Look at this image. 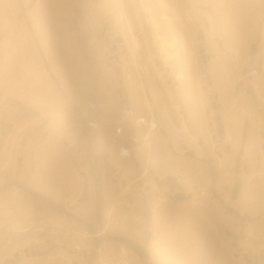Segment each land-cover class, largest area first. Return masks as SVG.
Wrapping results in <instances>:
<instances>
[{"label": "rangeland", "instance_id": "rangeland-1", "mask_svg": "<svg viewBox=\"0 0 264 264\" xmlns=\"http://www.w3.org/2000/svg\"><path fill=\"white\" fill-rule=\"evenodd\" d=\"M120 1L0 0V264H264V0Z\"/></svg>", "mask_w": 264, "mask_h": 264}, {"label": "bare ground", "instance_id": "bare-ground-1", "mask_svg": "<svg viewBox=\"0 0 264 264\" xmlns=\"http://www.w3.org/2000/svg\"><path fill=\"white\" fill-rule=\"evenodd\" d=\"M120 1V0H119ZM168 1V0H167ZM208 1V0H207ZM158 2H160L162 5H160L162 8H164V6H165V2H164V0H158ZM217 3L218 1L217 0H212V3ZM225 2V1H224ZM167 3H169V2H167ZM166 3V4H167ZM170 4V3H169ZM120 5H121V1H120ZM168 5V4H167ZM166 5V6H167ZM169 6V5H168ZM213 6V5H212ZM160 7V8H161ZM171 7V6H170ZM226 7H228V6H226ZM225 7V8H226ZM166 8V7H165ZM169 8V7H168ZM181 8V7H180ZM178 9V8H177ZM214 9V8H213ZM219 9V8H218ZM166 10H168V9H166ZM215 10V9H214ZM169 11V10H168ZM168 11H167V13H168ZM174 11V10H173ZM175 11H177L176 10V8H175ZM209 11V10H208ZM225 11H228V10H225ZM224 11V12H225ZM145 12L147 13L146 15L148 16H150V18H149V20H150V22L149 23H151V27L153 28V37L156 39V41H157V47H158V49H159V52H160V55H161V57H162V59H163V61H164V63H166V64H170V66H171V60H172V58L174 57V54H175V52H176V50L174 51V50H172V48L173 47H175V45H176V33H175V29H177V28H175L174 30H172V27H170V25L169 24H167V21H169V20H171V18L170 17H172V13H171V16H169V14L167 15L164 11H163V13L161 14V18L162 19H165V23L163 22V23H160L158 20H156L154 17H153V15H152V12H151V9L149 8V6H145ZM162 12V11H161ZM219 12V11H218ZM221 12H222V10H221ZM234 12V11H233ZM170 13V12H169ZM176 13V12H175ZM174 13V14H175ZM220 13V12H219ZM227 13V12H226ZM207 14V13H206ZM214 14V13H213ZM212 14V15H213ZM216 14V13H215ZM234 13H232V16H234L233 15ZM177 15L179 16V13H178V11H177ZM177 15L175 16V17H173V18H176L177 17ZM174 16V15H173ZM210 16V15H209ZM156 17H159V16H156ZM188 17V16H187ZM178 18V17H177ZM216 18V17H215ZM215 18H214V20H215ZM233 18V17H232ZM207 19V18H206ZM174 20V19H173ZM178 20V19H177ZM176 20V21H177ZM190 20V19H189ZM188 20V21H189ZM213 20V19H212ZM219 20V19H218ZM181 21V20H180ZM210 21V20H209ZM217 21V20H216ZM223 21V20H222ZM234 21V20H233ZM241 21V20H240ZM186 22V21H185ZM211 22H213V21H211ZM219 22V21H218ZM178 23V22H177ZM181 23V22H180ZM217 23V22H216ZM174 24V23H173ZM214 24V23H213ZM215 25V24H214ZM221 27V26H220ZM237 27V26H236ZM216 28V27H215ZM221 28H223V27H221ZM244 29V28H243ZM223 30V29H222ZM226 30H227V28H226ZM227 31H229V30H227ZM226 31V32H227ZM216 32V31H215ZM188 33V32H187ZM232 33V32H231ZM230 33V34H231ZM236 33V32H235ZM243 34H245L244 32H243ZM189 35V34H188ZM234 35H236V34H234ZM233 35V36H234ZM168 36L170 37V38H168ZM186 36V35H185ZM219 36V35H218ZM224 36L226 37L225 39L226 40H230V35L227 33H225L224 34ZM182 37V36H181ZM189 37H190V35H189ZM246 37V36H245ZM186 38V37H185ZM184 38V39H185ZM232 38V37H231ZM239 39V38H238ZM243 39V38H242ZM208 41H209V39H207ZM244 40V39H243ZM191 41H192V39H191ZM224 41V40H223ZM234 39L232 38V40H230V43L232 44V45H234ZM227 42V41H226ZM247 42V41H246ZM183 43V42H182ZM187 43V42H186ZM237 43V42H236ZM188 45V44H187ZM227 45H228V42H227ZM245 45V44H244ZM182 46H184V45H182ZM182 46H180V48L182 47ZM236 46V45H235ZM247 46V45H246ZM188 47V46H187ZM231 47V48H230ZM230 47H228L229 49H232L234 52H235V50H236V47H232V46H230ZM183 48V47H182ZM233 48H235V50L233 49ZM190 50H192V49H190ZM181 51V50H180ZM183 51V50H182ZM181 51V52H182ZM227 51H228V49H227ZM184 52V51H183ZM186 52H188V51H186ZM229 52V51H228ZM191 53H193V52H191ZM215 53V52H214ZM236 53V52H235ZM185 54V53H184ZM196 54V53H195ZM154 55V54H153ZM189 55V54H188ZM218 54H216L215 56H217ZM149 56L152 58V54H151V51H150V49H149ZM190 56H192V55H190ZM193 57V56H192ZM196 57V56H195ZM238 57V56H237ZM236 57V58H237ZM175 58V57H174ZM184 58V57H183ZM187 58V57H186ZM177 60V59H176ZM179 60V59H178ZM183 60H185V59H183ZM198 60V59H197ZM186 61V60H185ZM192 61H194V60H192ZM218 62H221V61H219V60H217ZM183 62V61H182ZM217 62V63H218ZM183 64V63H182ZM191 64H192V62H191ZM201 64V63H200ZM224 64V63H223ZM242 64V63H241ZM212 65H214V63H212ZM219 65V64H218ZM220 66H222V65H220ZM172 67V66H171ZM194 67V66H193ZM211 67V66H210ZM216 67H218L217 66V64H216ZM215 66H212L211 67V71H210V73L211 74H209V75H211L210 77H211V80H212V82H214V86L215 87H217L218 88V86H217V82H216V70L217 69H219L218 71L219 72H221V68H216ZM172 68H174V67H172ZM169 69H171V68H169ZM176 68H174V70H175ZM209 70V69H208ZM208 70H206L207 72H208ZM192 71H193V69H192ZM173 72V71H172ZM171 72V73H172ZM179 72H181V71H179ZM176 73L178 76L180 75V73ZM218 72V73H219ZM193 73H194V71H193ZM199 73V72H198ZM209 73V72H208ZM185 75V74H184ZM188 75V74H187ZM195 75H198V74H196L195 73ZM194 75V76H195ZM208 75V76H209ZM162 76V75H161ZM193 76V77H194ZM197 77V76H196ZM219 77V76H218ZM195 78V77H194ZM196 79V78H195ZM204 79V78H203ZM186 80H188L187 78H186ZM185 80V81H186ZM194 80V79H193ZM208 80V79H207ZM162 81L164 82V84L166 85V80H165V78L162 76ZM179 81H182V80H179ZM184 81V80H183ZM209 81V80H208ZM194 82H195V80H194ZM204 82V81H203ZM224 82V81H223ZM220 83V82H219ZM222 83V82H221ZM220 83V84H221ZM208 84V83H207ZM223 84V83H222ZM206 85V84H205ZM243 85V84H242ZM197 86V88H195V89H199L198 88V85H196ZM195 86V87H196ZM210 87V86H209ZM214 87V88H215ZM244 87V86H243ZM203 88H204V86H203ZM208 88V87H207ZM206 88V89H207ZM227 88H228V85H227ZM222 89V88H221ZM244 89V88H243ZM186 90V89H185ZM204 90V89H203ZM210 90V89H209ZM217 90V89H216ZM180 91V90H179ZM202 91V90H201ZM219 91H220V89H219ZM227 91V90H226ZM168 92H169V89H168ZM177 92V91H176ZM211 92V91H210ZM213 93V92H212ZM180 94H182V93H180ZM185 94V93H184ZM184 94H182V95H184ZM197 94V93H196ZM219 94L221 95L220 97H222L223 98V96H224V94L220 91L219 92ZM240 94H242V93H240ZM255 94V93H254ZM204 95V94H203ZM145 96V95H144ZM185 96V95H184ZM198 96V95H197ZM202 96V95H201ZM199 97H200V94H199ZM205 97V96H204ZM145 98V104H146V107H147V109L149 110V113H150V118H149V129L147 130V132H146V134H145V140L146 141H148V139H149V136H150V134H151V132H152V129H153V125H154V115H153V110H152V105H151V103L149 102V99L147 98V96H145L144 97ZM179 98V97H178ZM206 98V97H205ZM205 98H203V100L205 99ZM228 98H230V97H228ZM193 99V98H192ZM236 99V98H235ZM194 100V99H193ZM200 100H198V102H199ZM204 103V102H203ZM207 103H208V101H207ZM226 103V102H225ZM224 102H223V104H225ZM238 103V102H237ZM178 104V103H177ZM161 105H162V102H161ZM184 105V104H183ZM194 105H195V103H194ZM226 105V104H225ZM163 106V105H162ZM201 106V105H200ZM212 106V105H211ZM209 107V106H208ZM163 108V107H162ZM202 109V108H201ZM175 110V109H174ZM184 110V109H183ZM199 110V109H198ZM211 110V109H210ZM176 111V110H175ZM203 111V110H202ZM197 112V111H196ZM191 113H192V110H191V108L190 107H186V111L184 112V114H183V119H182V122L183 121H186V117L187 116H190L191 115ZM210 114V113H209ZM176 115H178V114H176ZM193 117V116H192ZM192 117H190V118H192ZM195 120V119H194ZM193 120V121H194ZM200 120V119H199ZM198 120V121H199ZM181 122V123H182ZM188 122V121H187ZM191 122V121H190ZM230 122H232V121H230ZM229 123V122H228ZM183 125H184V123H182ZM205 124V123H204ZM230 124V123H229ZM206 125V124H205ZM204 125V126H205ZM185 126V125H184ZM192 127H198V124L197 123H194V126H192ZM183 128H187V126H185V127H183ZM200 128V127H199ZM232 128V127H231ZM214 129V128H213ZM199 130V129H198ZM215 130V129H214ZM195 131V130H194ZM227 131H229V130H227ZM218 132V131H217ZM217 132H215V133H217ZM188 134V133H187ZM189 135V134H188ZM227 136L229 137L230 136V133L228 132L227 133ZM228 139V138H227ZM194 150V149H193ZM191 167H192V165H191ZM189 170V169H188ZM199 170V169H198ZM191 172V171H190ZM189 172V173H190ZM194 174V173H193ZM196 175V174H195Z\"/></svg>", "mask_w": 264, "mask_h": 264}]
</instances>
